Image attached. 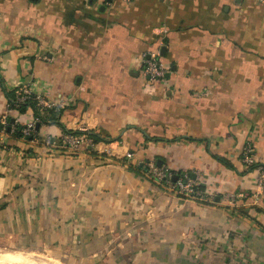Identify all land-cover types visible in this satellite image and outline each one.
<instances>
[{
  "label": "crops",
  "instance_id": "crops-1",
  "mask_svg": "<svg viewBox=\"0 0 264 264\" xmlns=\"http://www.w3.org/2000/svg\"><path fill=\"white\" fill-rule=\"evenodd\" d=\"M149 52L171 66L166 78L144 74ZM0 77L52 103H37L48 117L37 120L0 83L11 121L0 127L4 250L76 264H264V185L241 159L250 140L264 160V2L0 0ZM21 124L32 138L15 133ZM65 129L100 137L73 147ZM154 160L206 194L155 179Z\"/></svg>",
  "mask_w": 264,
  "mask_h": 264
},
{
  "label": "built area",
  "instance_id": "built-area-1",
  "mask_svg": "<svg viewBox=\"0 0 264 264\" xmlns=\"http://www.w3.org/2000/svg\"><path fill=\"white\" fill-rule=\"evenodd\" d=\"M264 2V0H259ZM172 71L171 66L161 59L160 53L158 52H149L144 55L143 58V72L148 76L149 81L154 82L158 79H164ZM35 98L37 103L40 105L45 102V104L51 106L50 101L45 100L41 95L33 94L31 84L27 83L16 89V105H20L22 102L26 101L28 98ZM4 125L7 124V121L1 119ZM35 122L30 124L25 130L30 131L34 128ZM46 141L51 142L50 137L46 138ZM62 142L71 145L73 147H78L83 143L93 142L92 137L83 131L80 133L66 131L62 137ZM256 147L255 144L248 140L246 141L243 150H242V161L247 165H254L258 172V184L264 185V160L258 159L256 156ZM148 169L150 174L159 181H164L167 183L174 191L178 193L190 194L192 196H203L206 194V190L201 188L195 180H193L188 174H179L174 172L172 169L168 168L164 164H158L156 160L148 163ZM178 174V177L175 179L174 175ZM245 193H229V199L231 202H236V199L239 196H244Z\"/></svg>",
  "mask_w": 264,
  "mask_h": 264
},
{
  "label": "trees",
  "instance_id": "trees-1",
  "mask_svg": "<svg viewBox=\"0 0 264 264\" xmlns=\"http://www.w3.org/2000/svg\"><path fill=\"white\" fill-rule=\"evenodd\" d=\"M0 83L2 84V87H3L6 95L9 98L10 106L16 107L17 109L23 110L28 104H32L34 106V108H35V111H36L37 120H44V121L45 120H48L47 115L44 114L42 108L37 104V100L35 98H33V97L28 98L26 101L22 102L20 105H16V90L13 91V92L9 91V88L6 85L5 80L2 77H0ZM33 94L35 95L34 92H33ZM53 118H54V120L60 119L58 116H54ZM9 126H11V121L9 123H7L6 125H4L2 123V121H1V119H0V127H2V128H9ZM25 127H27V125H22V124L21 125H17V128L15 129V133L17 135H20V136L27 135L28 137H31L32 138L33 132H32V135L31 134H28V133H25L23 131V129ZM34 128H35V125H34ZM65 130L66 131H72L70 129H65ZM72 132L80 133L81 131H72ZM89 135H93V134H89ZM93 136L96 137V139H98L100 137L96 133H94ZM250 166L254 167V165H250ZM173 171L175 172V170H173ZM179 174H181V173H179Z\"/></svg>",
  "mask_w": 264,
  "mask_h": 264
},
{
  "label": "bare ground",
  "instance_id": "bare-ground-1",
  "mask_svg": "<svg viewBox=\"0 0 264 264\" xmlns=\"http://www.w3.org/2000/svg\"><path fill=\"white\" fill-rule=\"evenodd\" d=\"M34 255L36 254L0 250V264H55L47 258Z\"/></svg>",
  "mask_w": 264,
  "mask_h": 264
},
{
  "label": "rangeland",
  "instance_id": "rangeland-1",
  "mask_svg": "<svg viewBox=\"0 0 264 264\" xmlns=\"http://www.w3.org/2000/svg\"><path fill=\"white\" fill-rule=\"evenodd\" d=\"M4 248H7V247H3V246H0V250L2 249V250H4ZM8 249H11V250H14V251H16V252H22V253H33V254H36V255H34V256H36V257H39V258H46L45 256H48V255H51V256H55V257H59V258H61V257H63V258H66V261L67 262H69V263H71V264H76L74 261H72V260H69L68 259V257H66V256H63V255H58V254H55V253H52V252H49V251H45V250H37V251H40V252H36V251H34V250H27V249H20V248H8ZM11 250H4V251H11ZM42 252V253H41ZM38 253V254H37ZM45 253V254H44ZM46 254H48V255H46ZM32 255V254H31ZM44 255V256H43ZM48 257H50V256H48ZM62 258V259H63ZM48 260H50L49 258H47ZM54 260H56V261H58V262H60L61 264H65V263H62L59 259H57V258H53ZM68 259V260H67ZM51 261V260H50ZM53 263H55V264H59V263H57V262H53Z\"/></svg>",
  "mask_w": 264,
  "mask_h": 264
},
{
  "label": "water",
  "instance_id": "water-1",
  "mask_svg": "<svg viewBox=\"0 0 264 264\" xmlns=\"http://www.w3.org/2000/svg\"><path fill=\"white\" fill-rule=\"evenodd\" d=\"M40 126V122H37V127H39ZM159 164H161V161H159ZM178 177V174H175L174 175V178L176 179Z\"/></svg>",
  "mask_w": 264,
  "mask_h": 264
}]
</instances>
